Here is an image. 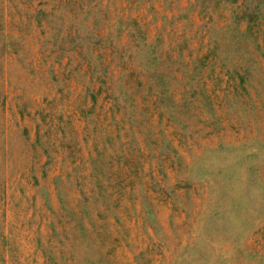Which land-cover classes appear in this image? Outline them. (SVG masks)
I'll return each mask as SVG.
<instances>
[{"label":"rangeland","instance_id":"rangeland-1","mask_svg":"<svg viewBox=\"0 0 264 264\" xmlns=\"http://www.w3.org/2000/svg\"><path fill=\"white\" fill-rule=\"evenodd\" d=\"M230 1L0 0V264H264V0Z\"/></svg>","mask_w":264,"mask_h":264},{"label":"trees","instance_id":"trees-1","mask_svg":"<svg viewBox=\"0 0 264 264\" xmlns=\"http://www.w3.org/2000/svg\"><path fill=\"white\" fill-rule=\"evenodd\" d=\"M67 1H71V0H67ZM230 2L231 3H235L236 0H231ZM38 12H40V11L36 10V14H38ZM98 94H100V91L96 90V91L88 92L87 94H85V96H86V99H90L91 105H93L97 101ZM106 98L111 100V104L108 107V109L110 110L111 114L112 113L114 114L116 111L118 112L120 108H119V104L116 101V97L115 96H107ZM121 113L122 114L120 116L121 117L120 121H123L125 113L124 112H121ZM129 117L131 118L132 116L129 115ZM98 161L99 160H97V159L93 160L91 171L88 174V176L93 179V184H92L93 188H92V190H90V192L92 191V193H94V194L96 193L97 195H99L101 193V191H100L101 190L100 182L105 178L104 177L105 176V172L102 169H100V167L98 166V163H99ZM57 179H59V180L61 179L59 177V175L56 178H54V182L55 183H57ZM58 201H59V204L62 205L61 204V199L60 200L58 199ZM60 205H59L58 211H54L53 215L56 214V212L57 213L58 212H65L66 214L68 213V215L70 217H74V214L76 216V213H80L79 210H77V212H76V211H74L73 208H69V210L66 211V210H64V208H61ZM52 224H53V222H52Z\"/></svg>","mask_w":264,"mask_h":264}]
</instances>
